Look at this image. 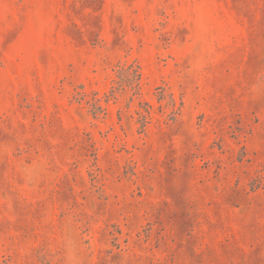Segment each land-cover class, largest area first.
Wrapping results in <instances>:
<instances>
[{"label":"rangeland","instance_id":"374dc122","mask_svg":"<svg viewBox=\"0 0 264 264\" xmlns=\"http://www.w3.org/2000/svg\"><path fill=\"white\" fill-rule=\"evenodd\" d=\"M0 264H264V0H0Z\"/></svg>","mask_w":264,"mask_h":264}]
</instances>
